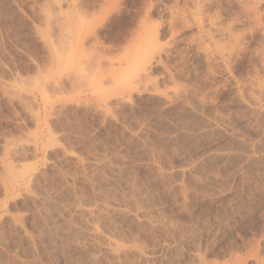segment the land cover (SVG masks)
<instances>
[{
	"label": "rangeland",
	"instance_id": "rangeland-1",
	"mask_svg": "<svg viewBox=\"0 0 264 264\" xmlns=\"http://www.w3.org/2000/svg\"><path fill=\"white\" fill-rule=\"evenodd\" d=\"M0 170V264H264V0H0Z\"/></svg>",
	"mask_w": 264,
	"mask_h": 264
},
{
	"label": "bare ground",
	"instance_id": "bare-ground-1",
	"mask_svg": "<svg viewBox=\"0 0 264 264\" xmlns=\"http://www.w3.org/2000/svg\"><path fill=\"white\" fill-rule=\"evenodd\" d=\"M43 1H44V0H43ZM62 1H63V0H62ZM81 1H82V0H81ZM207 1H208V0H207ZM195 3H196V2H195ZM237 3H239V2H237ZM53 4H54V3H53ZM89 4H90V3H89ZM85 5H86V4H85ZM98 5H99V4H98ZM76 6H77V5H76ZM88 6H89V5H88ZM100 6H101V5H100ZM201 6H203V5H201ZM83 7H84V6H83ZM98 7H99V6H98ZM194 7H195V5H194ZM194 7H193V8H194ZM41 8H42V7H41ZM52 8H53V7H52ZM79 9H80V8H79ZM79 9H78V10H79ZM194 9H195V8H194ZM243 9H244V7H243ZM45 10H46V9H45ZM57 10H58V9H57ZM253 10H254V9H253ZM37 11H38V10H37ZM46 12H47V11H46ZM53 12H54V11H53ZM77 12H78V11H77ZM95 12H96V11H95ZM176 12H177V11H176ZM47 13H48V12H47ZM54 13H55V12H54ZM243 13H244V12H243ZM246 13H247V12H246ZM258 13H259V12H258ZM48 14H50V13H48ZM56 15L58 16V13H56ZM52 16H53V15H52ZM178 16H179V15H178ZM237 16H238V15H237ZM237 16H236V17H237ZM46 17H47V16H46ZM85 17H87V16H85ZM234 17H235V15H234ZM256 17H258V15H257ZM51 18H52V17H51ZM242 18H243V17H242ZM247 18H249V17H247ZM60 19H61V18H60ZM60 19H59V20H60ZM83 19H85V18H83ZM42 20H43V19H42ZM229 20H230V19H229ZM237 20H238V19H237ZM260 20H261V19H260ZM63 23H64V22H63ZM60 24H61V23H60ZM39 25H40V24H39ZM62 25H63V24H62ZM41 27H42V25H41ZM58 27H59V25H58ZM223 27H225V26L223 25ZM60 28H61V27H60ZM62 29H63V28H62ZM51 31H52V30H51ZM238 31H239V30H238ZM241 31H242V30H241ZM241 31H240V32H241ZM227 32H228V31H227ZM235 32L237 33V31H235ZM244 32H245V31H244ZM44 33H45V32H44ZM53 34H54V33H53ZM59 34H60V33H59ZM49 36H50V35H49ZM64 36H65V35H64ZM94 37H95V36H94ZM41 38H42V37H41ZM53 38H54V37H53ZM88 38H89V37H88ZM107 39H108V38H107ZM118 39H119V38H118ZM43 40H44V39H43ZM239 40H240V39H239ZM102 41H103V40H102ZM230 42H231V41H230ZM222 43H223V42H222ZM230 44H231V43H230ZM63 46H64V45H63ZM226 46H227V45H226ZM229 46H230V45H229ZM234 46H235V45H234ZM138 47H139V46H138ZM138 47H137V48H138ZM221 47H222V46H221ZM236 47H237V46H236ZM64 48H65V47H64ZM219 49H220V48H219ZM221 49H222V48H221ZM237 49H238V48H237ZM231 50H232V49H231ZM255 50H256V49H255ZM224 51H225V50H224ZM255 52H256V51H255ZM92 53H93V52H92ZM220 53H221V52H220ZM261 53H262V52H261ZM90 54H91V53H90ZM93 57H94V56H93ZM86 58H87V57H86ZM96 58H97V57H96ZM262 58H263V57H262ZM138 59H140V58H138ZM83 61H84V60H83ZM85 61H86V60H85ZM136 61H137V60H136ZM86 62H87V61H86ZM141 62H142V61H141ZM92 63H93V62H92ZM127 63H128V62H127ZM44 64H45V63H44ZM45 65H46V64H45ZM97 65H98V64H97ZM137 65H138V64H137ZM46 66H47V65H46ZM86 66H87V65H86ZM91 66H92V65H91ZM94 66H95V65H94ZM122 66H123V65H122ZM128 66H129V65H128ZM44 67H45V66H44ZM98 67H99V66H98ZM110 67H113V66H110ZM110 67H108V68L110 69ZM120 67H121V65H120ZM123 68H124V66H123ZM134 68H135V67H134ZM109 69H108V70H109ZM126 69H127V68H126ZM129 69H132V67H130ZM42 70H43V69H42ZM45 70H46V69H45ZM93 70H94V69H93ZM105 70H106V69H105ZM98 71H99V70H98ZM130 71H131V70H129V72H130ZM132 71H133V70H132ZM84 72H85V71H84ZM84 72H83L82 75H84ZM108 72H109V71H108ZM91 73H92V72H91ZM126 73H128V72H126ZM131 73H132V72H131ZM131 73H130V74H131ZM58 75H59V74H58ZM93 75H94V74H93ZM133 75H134V74H133ZM139 75H140V74H139ZM31 76H32V75H31ZM76 76H77V75H76ZM112 76H113V75H111L110 78H112ZM125 76L128 77L127 74H126V75L124 74V77H125ZM33 77H34V76H33ZM85 77H86V76H85ZM29 79H30V78H29ZM31 79H32V78H31ZM84 79H85V78H84ZM119 79H120V78H119ZM34 80H35V79H34ZM109 80H110V79H109ZM122 80H123V78H122ZM75 81H76V80H75ZM110 81H111V80H110ZM120 81H121V80H120ZM120 81H118V82H120ZM27 82H28V81H27ZM23 83H24V82H23ZM75 83H76V82H75ZM129 83H130V81H129ZM51 86H52V85H51ZM49 88H50V87H49ZM49 88H48V89H49ZM60 89H61V88H60ZM53 93H54V92H53ZM30 102H31V101H30ZM30 106H31V105H30ZM31 107H32V106H31ZM8 108H9V107H8ZM23 109H24V108H23ZM12 114H13V113H12ZM140 121H141V120H140ZM44 125H45V124H44ZM11 128H12V127H11ZM17 130H18V129H17ZM52 135H53V134H52ZM51 139H52V138H51ZM52 140H53V139H52ZM7 141H8V140H7ZM16 141H17V140H16ZM12 143H13V142H12ZM13 144H14V143H13ZM9 145H10V144H9ZM1 147H2V146H1ZM9 147H10V146H9ZM9 147H8V148H9ZM14 147H15V146H14ZM10 148H11V147H10ZM15 157H16V156H15ZM9 161H10V159H9ZM1 162H2V161H1ZM12 162H13V161H12ZM14 163H15V162H14ZM22 163H23V161H22ZM8 164L11 165L9 162H8ZM20 164H21V163H20ZM9 165H8V166H9ZM12 165H13V164H12ZM24 167H25V166H24ZM0 171H1V170H0ZM10 171H11V170H10ZM15 171H17V170H15ZM11 174H12V173H11ZM0 175H1V173H0ZM12 176L14 177V175H12ZM12 176H11V177H12ZM13 177H12V178H13ZM27 185H28V184H27ZM28 186H29V185H28ZM6 190H7V189H6ZM4 193H5V192H4ZM4 193H3V194H4ZM124 199H125V198H124ZM127 200H128V199H127ZM108 217H109V216H108ZM111 220H112V219H111ZM125 220H126V219H125ZM113 223H114V222H113ZM139 223H140V222H139ZM114 224H115V223H114ZM93 226H94V225H93ZM146 226H147V225H146ZM95 228H96V227H95ZM93 229H94V228H93ZM188 229H189V228H188ZM115 231H116V230H115ZM191 231H192V230H191ZM120 232H121V231H120ZM95 233H96V232H95ZM114 234H115V233H114ZM164 234H165V233H164ZM153 237H154V236H153ZM108 238H109V237H108ZM117 238H118V237H117ZM131 238H132V237H131ZM132 239H133V238H132ZM92 240H93V239H92ZM119 240H120V239H119ZM124 240H125V239H124ZM104 241H105V240H104ZM82 242H83V241H82ZM131 242H132V241H131ZM133 242H134V241H133ZM108 244H109V243H108ZM131 244H132V243H131ZM139 244H140V243H139ZM125 245H126V244H125ZM109 246H110V245H109ZM111 246H112V245H111ZM145 247H146V246H145ZM114 248H115V247H114ZM118 248H119V247H118ZM111 250H112V249H111ZM64 251H65V250H64ZM129 253H130V252H129ZM125 254H126V253H125ZM96 255H97V254H96ZM126 255H127V254H126ZM93 262H94V261H93ZM131 262H132V261H131ZM128 263H129V262H128Z\"/></svg>",
	"mask_w": 264,
	"mask_h": 264
}]
</instances>
